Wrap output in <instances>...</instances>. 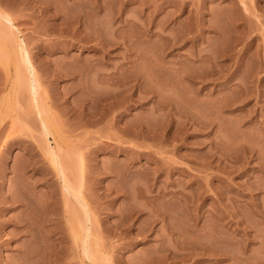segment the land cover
Masks as SVG:
<instances>
[{
    "label": "rangeland",
    "instance_id": "374dc122",
    "mask_svg": "<svg viewBox=\"0 0 264 264\" xmlns=\"http://www.w3.org/2000/svg\"><path fill=\"white\" fill-rule=\"evenodd\" d=\"M0 14V264H264V0Z\"/></svg>",
    "mask_w": 264,
    "mask_h": 264
},
{
    "label": "bare ground",
    "instance_id": "6f19581e",
    "mask_svg": "<svg viewBox=\"0 0 264 264\" xmlns=\"http://www.w3.org/2000/svg\"><path fill=\"white\" fill-rule=\"evenodd\" d=\"M0 16L2 17V19H4L5 21H3V20H1V23L2 22H7V24H8V27L11 29V27H12V22H11V18H10V16H8V15H1L0 14ZM6 24V25H7ZM8 28V29H9ZM6 29H7V27H6ZM10 34H11V32H9ZM13 33H15V32H13ZM13 35V34H12ZM7 36H9V35H7ZM14 43V42H13ZM16 43H17V41H16ZM14 46H15V43L13 44ZM24 44H22V43H19L18 44V49H19V52H20V54H21V57H22V62L24 61L28 66H29V68H27V69H29V71H30V73H28V74H30L31 75V78H33L32 77V75H34L33 74V69H32V67L30 66V58L28 57V51L26 50V48L23 46ZM17 47V46H16ZM17 53V52H16ZM24 63V64H25ZM26 68V67H25ZM28 71V70H27ZM28 71V72H29ZM35 72V71H34ZM29 75V76H30ZM27 76V75H26ZM21 77H23V76H20V78ZM28 77V76H27ZM36 77V76H35ZM30 79V78H29ZM36 79V78H35ZM36 80H30V83H29V86H30V90L32 91V94H34V96H37L38 94H37V92H38V90H37V87L39 88V86H37L36 87V82H35ZM38 83V82H37ZM38 85H39V83H38ZM29 89V88H28ZM39 93V92H38ZM38 97V96H37ZM33 99H34V97H33ZM38 99V98H37ZM36 99V100H37ZM36 100H34V102L36 101ZM39 100H40V98H39ZM38 100V101H39ZM35 104L37 105V101L35 102ZM35 107H37V106H35ZM39 107V106H38ZM40 114H41V112H40ZM55 154V153H54ZM57 154V153H56ZM54 156V155H53ZM58 157V156H57ZM56 159V158H55ZM59 159V158H58ZM56 162H58L57 160H56ZM61 166V165H60ZM57 168H60L59 167V165H57ZM62 168V167H61ZM64 169V168H63ZM59 171V170H58ZM61 172H62V170H61ZM64 170H63V174H64ZM59 174H61V173H59ZM66 174V173H65ZM65 177L67 178V176L65 175ZM64 177V175H63V185H65V189L64 190H66L68 193H70L69 191H72V190H74V189H72V187H71V183L69 184V182L70 181H67V179ZM64 188V187H63ZM64 193H65V191H64ZM67 193V194H68ZM73 193V192H72ZM72 193H70V194H72ZM74 193H76L75 191H74ZM69 194V196H72V195H70ZM74 196V195H73ZM76 196V195H75ZM86 207V205L84 206V208ZM86 209H87V207H86ZM85 211H88V209L87 210H85ZM85 213H87V212H85ZM90 216V213H89V211H88V217ZM89 220H91V218L89 219ZM89 222V221H88ZM85 231V235H86V237H85V240H84V242H83V252H84V255L86 256V257H89V258H87L88 260L90 259V257L92 256L91 254H90V252H89V249H90V245L88 246V244H89V239H90V229H88V227H86V229L84 230ZM91 259H92V257H91Z\"/></svg>",
    "mask_w": 264,
    "mask_h": 264
}]
</instances>
